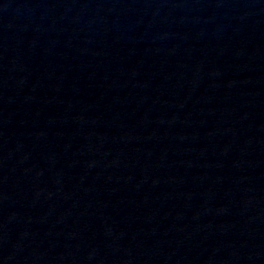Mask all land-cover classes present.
<instances>
[{
  "label": "water",
  "instance_id": "obj_1",
  "mask_svg": "<svg viewBox=\"0 0 264 264\" xmlns=\"http://www.w3.org/2000/svg\"><path fill=\"white\" fill-rule=\"evenodd\" d=\"M0 264H264V0H0Z\"/></svg>",
  "mask_w": 264,
  "mask_h": 264
}]
</instances>
